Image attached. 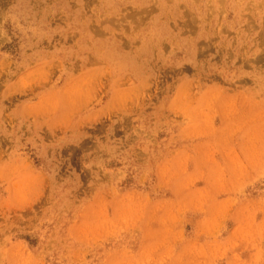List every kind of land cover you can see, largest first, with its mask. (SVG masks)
<instances>
[{"label":"rangeland","instance_id":"1","mask_svg":"<svg viewBox=\"0 0 264 264\" xmlns=\"http://www.w3.org/2000/svg\"><path fill=\"white\" fill-rule=\"evenodd\" d=\"M0 264H264V0H0Z\"/></svg>","mask_w":264,"mask_h":264}]
</instances>
